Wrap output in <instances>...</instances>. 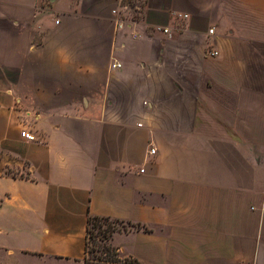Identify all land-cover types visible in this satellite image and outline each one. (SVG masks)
I'll return each mask as SVG.
<instances>
[{
  "label": "crops",
  "instance_id": "crops-1",
  "mask_svg": "<svg viewBox=\"0 0 264 264\" xmlns=\"http://www.w3.org/2000/svg\"><path fill=\"white\" fill-rule=\"evenodd\" d=\"M89 215L264 264V0H0V264H82Z\"/></svg>",
  "mask_w": 264,
  "mask_h": 264
},
{
  "label": "trees",
  "instance_id": "trees-1",
  "mask_svg": "<svg viewBox=\"0 0 264 264\" xmlns=\"http://www.w3.org/2000/svg\"><path fill=\"white\" fill-rule=\"evenodd\" d=\"M126 223L133 228L140 224L125 222L108 216L89 215L87 218L85 255L82 264H142L132 256L123 257L119 248L112 244L113 233L119 231L115 223ZM123 229L122 231H127Z\"/></svg>",
  "mask_w": 264,
  "mask_h": 264
},
{
  "label": "built area",
  "instance_id": "built-area-1",
  "mask_svg": "<svg viewBox=\"0 0 264 264\" xmlns=\"http://www.w3.org/2000/svg\"><path fill=\"white\" fill-rule=\"evenodd\" d=\"M164 31L166 32L167 31V29H164ZM211 53H213V54H215L216 52L215 51H213V52H211ZM112 66L113 67H120L121 66V64L120 63H113L112 64ZM22 135L26 138V139H28V140H33L34 138H33V136L30 134V133H28V132H22ZM154 150H152V152H153Z\"/></svg>",
  "mask_w": 264,
  "mask_h": 264
},
{
  "label": "rangeland",
  "instance_id": "rangeland-1",
  "mask_svg": "<svg viewBox=\"0 0 264 264\" xmlns=\"http://www.w3.org/2000/svg\"><path fill=\"white\" fill-rule=\"evenodd\" d=\"M114 225L116 226V229L119 230V231H122L124 228H125V229H130V226H129L128 224H126V223H123V224H122V223H117V222H116ZM116 232H117V231H116ZM116 232H114V233H116ZM114 233H113V235H114ZM111 242H112V244H114V243H113V236H112V241H111ZM114 245H115V244H114Z\"/></svg>",
  "mask_w": 264,
  "mask_h": 264
}]
</instances>
